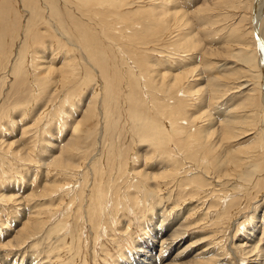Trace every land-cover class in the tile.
<instances>
[{"label": "rangeland", "instance_id": "obj_1", "mask_svg": "<svg viewBox=\"0 0 264 264\" xmlns=\"http://www.w3.org/2000/svg\"><path fill=\"white\" fill-rule=\"evenodd\" d=\"M255 1L74 0L73 2L65 0V3L62 4L56 0H48L50 3L48 5L52 7L49 16L51 18L53 15L56 16L53 17L54 24L59 27L60 24L63 26V28L60 27V32L65 38L61 39L62 35L57 38L56 45L58 47L55 45L56 40L50 37L54 36L50 24L43 22L47 15L44 9L36 6L34 23L28 24L24 18L21 19L25 13L15 9L14 0L0 1L2 9L0 11V31L4 35V41H2L4 54L9 52L12 54L17 48L18 41L28 37V33H32L33 37L38 36L28 57L29 61L26 63L28 65L30 63V66H34L35 63L38 69L32 71L35 74L33 75L25 66L21 82L18 80L20 83L6 78V88L4 84L2 88L7 96H11L10 100L26 99V97L29 99V90L33 89L35 83L40 90L43 89L44 86H40V77L39 79L35 77L50 62V66L56 68V75L52 76V80L64 83L58 91L56 88L51 90L52 86L45 87L48 91L51 90L48 99L50 108H60L62 115L60 113L59 115L67 122L63 130H60L59 134L57 133V141L55 139L53 142L59 143V148L66 146L73 125L88 116L86 108L89 102L95 100V106L97 104L94 115L97 114L98 122L93 115L91 123L88 122L86 125V129L92 136L80 140L78 150L73 152V157L71 156V160L81 166V169L79 167V170L69 171L70 179L68 175L66 178L62 176L56 178H59L58 181L61 180L69 184L65 189L74 190L77 188L76 191H78L79 182L72 181L71 176L80 178V175L85 173L91 179V174L94 173L93 168L96 166L104 176L106 175V180L109 179L112 182L105 207L108 211L104 209L105 217L101 216V223L95 229L97 233L95 230H89V224L86 223V231L81 234L77 231L78 226L73 225L72 220L74 210L77 211L79 204H68L69 201L66 200L67 197H72L74 192L68 193L67 197L64 194H57V198L54 196L56 199L51 197L47 201L32 197L42 193L41 188L45 179L53 180L54 172H50L51 168L48 166L43 168L39 163L44 164L46 162L44 160L59 154V149L54 151L52 156L48 154V151L53 149L47 142L55 132L48 130L47 134L41 132V135H38L39 140L33 138L36 127L42 126L41 124L37 125V122L33 124V119L37 120V116L33 118L29 114L30 112L16 128L12 122L8 123L7 120L2 119V122L6 123L5 125L0 123V140L5 141L6 139L5 143L9 146L11 143V148L14 150L26 149L31 162L24 163L14 157L10 158L9 155L3 157V154H0L2 155L0 156V196H9L12 193L11 195L22 201V204H18L17 207L14 202L7 203L0 200V264H136L135 259L139 257V251L149 248H154L152 254L154 258L156 257L154 261H151V264H178V261H185L187 258L182 259L185 254L178 256V259H173L175 254L184 248L190 256L203 249L206 250L202 254V258L212 259V264H255L251 262L255 258L264 262V238H262L264 237L262 234L264 228V104L262 99L264 74L257 65V41L252 27ZM32 2H36V0H32ZM68 2L76 6L80 4L75 7V13L69 10L70 3ZM82 5L90 10V15L85 14ZM258 16L260 29L258 28L257 31L260 36L263 35V40L264 0H262V9ZM88 17L89 22H85L83 19ZM64 18L69 19L66 21ZM56 19L59 20L56 21ZM179 19H182L187 25L183 23L181 25ZM74 29L77 30L74 31ZM185 33L190 35L189 38L192 41L189 43L190 48H185L186 46L180 40V37H183ZM67 49L74 51H70V54L63 58ZM82 50L86 51L82 52ZM79 53L86 56L87 59ZM86 53L88 56L85 55ZM113 54L115 58L112 57ZM70 55H76L79 63L75 61L73 64L75 65L74 74L61 77L62 64L64 61L65 63L70 62ZM89 57L95 62H92ZM0 60V64H2L3 59ZM117 63H120V67ZM93 65L95 66L93 67ZM96 67H99L98 70ZM6 70L8 71L9 68L7 67ZM158 72L170 76L164 77V81L161 77H157ZM180 72L187 73L184 74L182 86L197 92L194 93L192 90L188 94H181L182 90L178 89L182 87L180 86L169 91L170 93L179 91L178 93L167 92L168 94L165 93L161 96V93L163 94L161 86L172 79L171 76L178 75ZM187 77L188 79H186ZM160 79L163 80L161 85ZM210 81L217 84V92L211 93L210 87H208L211 86ZM72 84L74 87H70ZM63 88H67L66 91H62ZM150 88L156 92L155 95H151ZM69 89L70 91H68ZM156 89L157 91H155ZM158 91L160 95L157 93ZM247 94H252V97L246 98ZM211 95H213L212 99ZM153 96H156L157 103L154 102ZM163 97L168 99L167 103L170 104V108H167L166 111L170 113L171 108H177L178 123L187 128V131L194 133L192 130L198 125L213 132V139L217 136L223 139L222 145L217 144V154L226 158L229 153L235 151L233 152L235 156L245 159L244 168L236 173V177L229 176L226 173L228 167H219L216 159L214 161L202 159V162L200 160L198 162L183 160L184 164L181 162L184 166L183 171L177 170L180 175L178 174V178L172 183H165L158 179L143 182L131 173L132 170L129 173L127 171L116 174V154L120 152L122 164H132V168H143L151 174H157L166 168V161L161 155L166 154L170 149L173 151L176 145H167L165 140L166 134L170 131L168 128L169 117L166 114L159 117L155 114L164 106L162 104ZM22 112L23 109L20 107L13 111L17 117L16 121L20 120L19 116ZM60 116L58 118L62 119ZM188 116H199V119L192 124ZM236 117L237 120H235L240 123L233 125L232 138H230V134L222 135L220 122ZM209 118L212 120V125L206 121V119L209 121ZM5 126L11 129L12 135L7 134ZM84 127L81 126L80 130ZM27 129L29 130L26 131ZM244 135L246 136L243 137ZM30 142L31 144H29ZM34 142L35 150H27L28 147L34 145ZM159 145L162 151L158 150L153 153L152 151ZM98 151L103 153L98 156ZM137 151L140 155L152 152V159L148 163L144 158L138 159ZM38 159L41 161L39 162ZM211 161L212 166H209L208 163ZM193 166L205 170V173L201 172L204 177L201 184L205 186L202 189L188 185V181H186L189 175L185 176L188 173L193 175L201 171V169L196 171ZM205 166L206 168H204ZM108 182L111 184L107 180ZM4 188L6 191L3 190ZM149 188L154 191H150ZM144 190L149 193L148 196L144 195L146 193ZM7 191L8 193H6ZM60 202L63 206L67 205L70 210L69 223L58 220L63 211H59L57 208ZM20 207L28 211L21 210ZM37 211L44 212L43 217L49 222L40 234L25 241L20 245L21 247H17V242L14 243L16 232L26 222V217L28 218ZM49 212L50 215H54L53 218ZM75 227L77 230L74 229ZM176 231L183 233L176 239L177 245L166 250L161 256L159 246L162 239ZM80 240L82 241L79 244ZM153 244L154 246H152ZM190 244L192 246H188ZM142 245L143 247H141ZM242 245L244 246L242 247ZM249 250H252V253L246 254Z\"/></svg>", "mask_w": 264, "mask_h": 264}, {"label": "bare ground", "instance_id": "obj_2", "mask_svg": "<svg viewBox=\"0 0 264 264\" xmlns=\"http://www.w3.org/2000/svg\"><path fill=\"white\" fill-rule=\"evenodd\" d=\"M1 1V0H0ZM11 1V0H10ZM68 1V0H67ZM71 1V0H69ZM74 2V0H72ZM56 2L58 3H65V0H56ZM9 3V2H8ZM13 3V2H12ZM70 3V2H68ZM6 4V3H5ZM14 4H15V9H17V11L21 12V13H25L24 14V17H21L25 19V21H28V24L29 23H34V17H35V12H36V6L37 7H41L42 9L45 10V13L47 14L46 15V18L45 20H43V22L45 23H48L50 24L51 26V30L53 31V35L54 36H50L52 39L56 40L55 41V45L57 43V38L62 35L61 39L64 40L65 36L60 32V27L62 26L60 24V27L58 25H55L54 23V18L53 17H56L53 15V17L51 18L49 15H50V11L52 9V7L48 4V0H36V2H32V0H14ZM13 4V5H14ZM71 4V5H70ZM68 6H69V10H71L72 12H74V10L76 9L75 7H78V5L80 6V4H77L76 5H72L73 3H70ZM11 5V4H10ZM9 5V6H10ZM8 6V7H9ZM49 6V7H48ZM61 6V4H60ZM4 7V5H3ZM7 7V8H8ZM57 7V6H56ZM59 7V6H58ZM82 7H84V12L85 14H88L90 15L91 12L89 9L85 8L84 5H82ZM67 8V7H65ZM64 8V9H65ZM6 9V8H4ZM11 9V8H10ZM59 9V8H58ZM262 9V0H256L255 1V5H254V23H252V27H253V31L255 32V38H256V41H257V51H258V62H257V65L259 66L260 69H262L261 71H263V74H264V39L262 40V36H260L259 32L257 31L258 28L260 26H258V14L260 13ZM2 9L0 8V11ZM8 10V9H7ZM60 10H62L60 8ZM65 11V10H64ZM8 12V11H6ZM59 12V10H58ZM61 12V11H60ZM16 13V12H15ZM39 13V12H38ZM54 13V12H53ZM63 13V12H61ZM60 13V14H61ZM75 13V12H74ZM8 14V13H7ZM14 14V13H13ZM44 14V12H43ZM64 15V14H63ZM23 16V15H21ZM12 17V16H11ZM41 17H43L41 15ZM63 17V16H62ZM36 18V17H35ZM65 19V18H64ZM69 19V18H68ZM67 19V20H68ZM89 17L86 18V19H83L85 22H89L88 21ZM59 20V19H58ZM56 19V21H58ZM66 20V19H65ZM66 20V21H67ZM40 21V19H39ZM64 21V20H63ZM65 21V23H66ZM178 21H180L181 25H187V23L183 22L182 19H179ZM210 21V20H208ZM42 22V21H40ZM60 22V21H59ZM58 22V24H59ZM183 23V24H182ZM24 24V23H23ZM27 24V25H28ZM57 24V23H56ZM14 25V24H12ZM64 25V23H63ZM180 25V26H181ZM190 25V24H188ZM211 25V24H210ZM264 25V24H263ZM24 26V25H23ZM25 26H26V23H25ZM31 26V25H29ZM46 26V25H45ZM65 26V25H64ZM68 26H70L68 24ZM135 26V25H134ZM40 27V26H38ZM72 27V26H71ZM11 28V27H10ZM27 28V27H26ZM63 28V26L61 27ZM66 28V27H65ZM9 29V28H8ZM33 29V28H32ZM50 29V28H49ZM260 29V28H259ZM66 30V29H65ZM71 30V29H70ZM77 30V29H76ZM74 29V31H76ZM7 32V30H5ZM5 31H3V33H5ZM30 32V30H29ZM50 33V32H49ZM78 33V32H76ZM182 33V32H181ZM189 33V32H188ZM188 33H185L183 37H180L182 43L184 44V46H186L185 48H190V44L192 41L191 39L189 38L190 35ZM6 34V33H5ZM35 34V33H34ZM71 34V33H69ZM27 35H29L28 37H25L24 40H19L18 43H17V48L14 49V52L11 54L9 51V53L7 54H4L3 52V43L2 41L3 40V34L2 32L0 31V59H3V62L2 64H0V123L2 122V119L3 120H7L8 123L12 122L13 125L16 126L19 125V123H21V121H23L24 119H26V114H29L34 118L37 116V120L33 119V124H36L37 122V125L38 124H41L42 127H36V131L34 132L33 134V138H35L36 140H39L38 139V135H41L40 133L42 132V134H47L48 130L50 132H55L54 134L51 135V137H49L50 141H48L47 143L52 147L53 150L51 151H48V154H50V156H52L54 154V151L58 150L59 151V154L55 157H51V159H48V160H44L46 161L44 164H41V160H39V164L41 165V167H49L51 169L50 172H54V177H53V180L51 181H48V180H44L43 184H42V193L39 194V195H33L32 197H36L38 198V200H44L47 199L49 200V198L53 197L55 198L54 196H56L57 194H64L66 197L68 195V193L70 192H74V195L72 197H67L68 199H66L67 201H69L68 204H74V203H78L79 204V208L77 209V211L74 210V214L72 215V220H73V225L74 226H78L77 229L76 227L74 229H76L77 231H79L81 234L86 231V223L89 224V230H95L97 227H99L100 225V220H101V216L102 217H105V207H106V204H107V197H108V190L109 188L111 187L112 185V182L111 180L107 179L108 181L111 182V184L108 182L107 183V180L104 176V174H102L101 171L98 170V167L94 166L93 168V171L94 173L91 174L92 177L91 179H89L88 177V174H83V175H80V178H74L73 176H71L72 178V181H74L75 183H78L79 182V187H78V191H76V189H68L67 188L65 189V187H67L69 184H67L66 182L64 181H58L59 178L57 179L56 177L59 176V177H63V178H66V175H68V178L70 179L69 175H70V172L71 170H75V169H78L79 170V167L81 169V166L75 164L72 160H71V156L73 154V152H75L76 150H78V146L79 144L81 143L80 140L84 139V138H87L88 136H92V134L90 133V131L88 129H86V125L88 122L91 123L92 119H93V115H94V111L97 109L96 106H95V100H92L91 102H89V105L87 106L86 108V112H88V116H85L83 117L82 121L81 122H77L75 125H73V127L71 128V133H70V137L66 143V146H64L63 148H59L58 145H60L59 143H53L55 142V139L57 141L58 137H57V133L59 134L60 133V130H63V128L66 126L67 122L63 120V118L59 115V113L61 114V109L60 108H50L49 106V103H48V99L50 97V92L51 90L55 89L58 91V89L60 87L63 86L64 83L58 81V80H52V76L53 75H56V68L54 69V66L51 67L50 66V62L47 63V65L43 68L42 71H40V74H38L35 78L39 79L40 77V86H44L43 89L40 90L39 86L35 83V85H33V89L29 90V99L26 97V99H22V98H17L16 100H10V97L11 96H7L6 93L3 92V84L4 86L6 85V78H11V81H17L18 80L21 82V75H22V71H24V67L27 66L29 68V73H31L33 70H37V64L34 63V66H30L31 64L27 63L28 60V57L30 56V53H31V50L34 48L33 46L35 45V40L38 39V36L35 35L34 37L32 36V33H28ZM51 35V34H50ZM75 35V34H74ZM80 35V34H79ZM78 35V36H79ZM231 35V34H229ZM40 36V35H39ZM20 37V36H19ZM76 37V36H75ZM21 38V37H20ZM67 38V37H66ZM74 38V37H73ZM60 39V38H59ZM70 39V38H69ZM78 39V37H77ZM50 40V39H49ZM48 40V41H49ZM72 40V39H71ZM80 42V40H78ZM77 42V41H76ZM52 43V42H51ZM50 43V44H51ZM61 43V42H60ZM81 43V42H80ZM45 44V42H44ZM82 44V43H81ZM85 44V43H84ZM11 45V44H10ZM79 45V44H78ZM57 46V45H56ZM55 46V47H56ZM67 46V45H66ZM82 46V45H81ZM84 46V45H83ZM33 47V48H32ZM46 47V46H45ZM52 47V46H51ZM58 47V46H57ZM63 47V46H62ZM47 48V47H46ZM45 48V49H46ZM69 48V47H68ZM85 48V47H84ZM83 48V49H84ZM38 49V48H37ZM44 49V48H43ZM42 49V50H43ZM48 49V48H47ZM55 49V48H54ZM72 49V48H71ZM74 49V48H73ZM53 50V49H52ZM51 50V52H52ZM58 50V49H57ZM56 50V52H57ZM60 50V48H59ZM58 50V52H59ZM68 50V49H67ZM81 50V49H80ZM191 50V49H190ZM47 51V50H45ZM49 51V50H48ZM70 51H74V50H68L65 54V56H63V58H66L68 55L67 54H70L69 52ZM86 51V50H85ZM82 50V52H85ZM42 52V51H41ZM55 53V51H53ZM63 52V51H62ZM76 52V51H75ZM81 52V53H82ZM50 53V51H49ZM53 53V54H54ZM72 53V52H71ZM61 54V52H60ZM64 54V52H63ZM80 54V53H79ZM56 55V54H54ZM62 55V54H61ZM77 55V53H76ZM76 55H73L70 59V62H67L65 63V61L63 62L62 64V71H61V77H63L64 75H72L74 74V69H75V65H73L76 61V63H79L77 62V57ZM82 55V54H80ZM87 55V53L85 54ZM84 56V55H82ZM88 56V55H87ZM57 57V56H56ZM55 57V59H56ZM69 57V58H70ZM79 57V56H78ZM86 56H84L85 58ZM112 57L115 58V55L113 54ZM12 58H15V59H12ZM35 58V57H34ZM41 58H44L43 56H41ZM54 58V57H53ZM33 59V58H31ZM87 59V57H86ZM89 59L92 61V62H95L91 57H89ZM66 60V59H65ZM13 61H16V62H13ZM83 60L81 59V62ZM90 61V62H91ZM1 62V60H0ZM32 62V61H31ZM55 62V61H54ZM89 62V61H88ZM89 62V63H90ZM245 62V61H244ZM85 64V63H84ZM95 64V63H94ZM113 64V63H111ZM118 64V63H117ZM10 65V67H9ZM41 65V64H40ZM39 65V66H40ZM89 65V64H88ZM99 65V64H98ZM92 66V64H91ZM95 65H93L94 67ZM113 66V65H112ZM118 66L120 67V63L118 64ZM9 68V70L7 71L6 68ZM26 67V68H27ZM89 67V66H88ZM99 68V67H96V69ZM101 68V67H100ZM258 68V69H259ZM26 70V69H25ZM98 70V69H97ZM101 70V69H100ZM186 72H180L178 75H174V76H171L172 79L168 80L166 83H164L162 86H161V90L163 92V94L161 93V96L165 95V93H170L169 91L171 89H174V88H177V87H180L182 86V81L184 80L183 78L184 77V74ZM190 73V72H189ZM33 74V72H32ZM187 74V73H186ZM31 75V74H30ZM35 75V74H33ZM167 76H170V75H166V73H160L158 72L157 73V77H161L162 79L165 77V78H168ZM183 76V77H181ZM186 76V75H185ZM150 77V76H148ZM34 79V78H33ZM142 79H146V78H142ZM158 79V78H156ZM188 79V77L186 78ZM35 80V79H34ZM152 80V79H150ZM164 80V79H163ZM163 80L161 81L160 79V85L161 83L163 82ZM198 80V79H196ZM127 81V80H126ZM125 81V82H126ZM155 81V80H153ZM165 81V80H164ZM188 81V80H187ZM18 82V83H20ZM34 82V81H33ZM149 82V81H148ZM190 82V81H188ZM196 82V81H194ZM198 82V81H197ZM16 84V83H15ZM34 84V83H33ZM146 84V83H145ZM155 84V83H154ZM185 84V83H184ZM128 85V84H127ZM130 85V84H129ZM147 85V84H146ZM196 85V84H195ZM210 85L211 86H208L210 87V91L211 93H215L217 92L218 90H216V87H217V84L215 82H212L210 81ZM46 86H52V88H50L51 90H47L45 87ZM148 86V85H147ZM150 86V85H149ZM184 86V85H183ZM180 87L178 89H180L179 91H181V94L183 93H190L192 90L191 89H188V88H185L184 87ZM10 87V86H9ZM70 87H74L73 84L72 86ZM146 87V86H145ZM264 87V86H263ZM6 88V86H5ZM49 88V87H48ZM126 88V87H125ZM155 88H158V87H155ZM67 88H63L61 89L62 91H66ZM152 88H150L151 90ZM149 90V89H148ZM185 90V91H184ZM61 91V92H62ZM70 91V89L68 90ZM157 91V89L155 90ZM177 91V90H176ZM178 91V92H179ZM43 92V93H42ZM60 92V93H61ZM173 93H178V92H175V91H172ZM171 92V93H172ZM193 92H197L195 90H193ZM53 93V92H51ZM133 93V92H132ZM156 92L152 91L151 90V95H155ZM159 93V91L157 92ZM167 93V94H168ZM170 93V94H171ZM5 94V95H4ZM66 94V92H65ZM150 95V96H151ZM160 95V93H159ZM191 95V94H190ZM55 96V95H53ZM60 96V95H58ZM57 96V97H58ZM62 96V95H61ZM173 96V95H172ZM246 96V95H245ZM5 97V98H4ZM68 97V96H67ZM71 97V96H70ZM158 97V96H157ZM166 97V96H164ZM163 97V105L165 106H161V104H159L162 109H160L159 111H157V113H155L158 117L161 116V115H164L166 114L167 117H169V120H168V128H169V132L166 137V143L167 145H172L174 144L173 146H175V149L173 151L168 150L166 152V154H162L161 157L163 159H165L164 161H166V168H163L164 170L161 171V172H158L157 174H151V172H148L146 171L145 169H136V168H132V164L129 165V163L127 164H122V160L120 159L121 158V152L120 153H117L116 154V159H117V163H116V174H121V172H127L129 173V171L132 170V174L137 176V178H140L143 182H147L148 180L150 181L151 179H158V180H161L163 182H171L174 181L175 179L178 178V176L180 175L179 172H177V170H181V172L183 171V160H191L192 162H198L199 160L202 162V159H211L212 161H214V159H216L217 161V164L219 167L221 166H225V167H228V172H226L229 176H235L236 173L243 169L244 168V165H245V159L242 158V157H237L235 156V151H232V153H229L227 155L226 158H223L222 155L220 154H217V144L218 145H222V138L219 136H217L215 139H213L212 137L213 136V132L209 131V130H206L204 129L203 127L201 126H195L196 128H194V133H191V131L189 132V130L187 131V128L185 127H182L181 126V123H178L179 121V118L178 116L176 115L177 112V108H171L170 109V113L167 112V108H170V104L167 103L168 99H164ZM168 97V96H167ZM174 97V96H173ZM188 97V96H187ZM213 95H211V99H212ZM249 97H252V94H247L246 98H249ZM262 99H263V104H264V88H263V95H262ZM7 98V99H6ZM55 98V97H54ZM66 98V97H65ZM152 98V97H151ZM170 99V98H169ZM175 99V98H174ZM210 99V100H211ZM253 100V98H251ZM55 100V99H54ZM66 100V99H65ZM153 100L154 102H156V96H153ZM164 100H166L164 102ZM179 101V100H178ZM56 102V101H55ZM63 102H65L63 100ZM62 102V103H63ZM97 102V101H96ZM99 102V101H98ZM158 102V101H157ZM156 102V103H157ZM182 102V101H181ZM101 103V102H100ZM105 103V102H104ZM161 103V102H160ZM53 104V103H52ZM55 104V103H54ZM61 105V103H59ZM64 104V103H63ZM183 104V103H182ZM58 105V103H57ZM7 106V107H6ZM101 106V105H100ZM174 106V105H173ZM22 108L23 109V112L21 113V115L19 117L20 120L19 121H16L15 118V115L16 114H13V111L16 110L17 108ZM54 107V106H53ZM7 108V111H5V109ZM179 109V108H178ZM234 109V107H233ZM18 111V110H17ZM21 111V110H20ZM98 111V110H97ZM19 112V111H18ZM96 112V111H95ZM198 112V111H197ZM20 114V113H19ZM100 114V113H99ZM62 115V114H61ZM180 115V114H179ZM58 116H60V118L62 119H59ZM97 116V114H96ZM96 116L94 115V118H96ZM100 116V115H99ZM165 116V115H164ZM29 117V116H28ZM208 118V117H207ZM165 119V118H164ZM168 119V118H167ZM181 119V117H180ZM188 119H190V121L192 122V124L194 123V121L198 120L199 119V116L198 117H191V116H188ZM237 120V117L236 118H230V119H226V120H222L220 122V125H222L220 127V133L222 135H227V134H230V138H232V134H234V132H232V127L233 125L235 124H239L240 122L239 121H236ZM91 120V121H90ZM163 120V119H162ZM184 121H186L185 119H183ZM96 121V120H95ZM189 121V120H188ZM189 121V122H190ZM206 121L208 122V124L212 125V120L209 118V121L208 119H206ZM94 122V120H93ZM97 122H98V119H97ZM6 122H2L3 125H5ZM32 124V125H33ZM85 127H84V125ZM100 124V123H99ZM191 124V125H192ZM207 124V125H208ZM2 125V126H3ZM188 125V124H187ZM195 125V124H194ZM206 125V124H205ZM248 126V123L246 124ZM8 126V125H7ZM5 126V131L8 132L7 134L8 135H12L11 133V129L9 127ZM84 127L82 130H80L81 128L80 127ZM185 126V125H184ZM190 126V125H189ZM13 127V126H12ZM97 127V126H96ZM99 127V126H98ZM2 128V127H1ZM34 128V126H33ZM111 128V127H110ZM239 129V127H237ZM4 129V128H3ZM30 130L32 128H29ZM29 129H27L26 131H28ZM98 129V128H97ZM107 129V128H106ZM113 129V128H112ZM186 129V130H185ZM93 130V129H92ZM96 130V129H95ZM94 130V132H95ZM166 132V131H165ZM109 133V132H108ZM246 133V132H245ZM94 134V133H93ZM96 135V134H95ZM242 135V134H241ZM104 136V135H103ZM246 135H244L243 137H245ZM4 137V136H3ZM41 137V136H40ZM137 137V136H136ZM1 138V137H0ZM6 138V137H5ZM89 138V137H88ZM87 138V139H88ZM92 138V137H90ZM157 138V137H156ZM42 139V137H41ZM35 140V141H36ZM157 140V139H156ZM155 140V141H156ZM91 141V140H90ZM6 142V139L5 141H1L0 140V154H3V157L5 155H9L10 158L11 157H14L16 158L17 160H21V162H31V159L30 157L28 156V152L26 151V149H20V150H14L11 148V143H10V146L5 143ZM32 142V141H31ZM31 142L29 144H31ZM42 142V141H41ZM59 142V141H58ZM86 142V141H85ZM152 142V141H151ZM39 144V142H36ZM105 143V142H104ZM103 143V144H104ZM159 143V142H158ZM165 143V144H166ZM90 144V143H89ZM156 144V143H155ZM161 144V143H159ZM41 145V143L39 144ZM93 145V144H92ZM154 145V144H153ZM38 146V145H37ZM49 146V147H50ZM57 146V147H56ZM86 146V145H85ZM96 146V145H95ZM100 146V145H99ZM169 146V147H170ZM172 146V147H173ZM35 142H34V145H32V147H28L27 150H35ZM50 147V148H51ZM83 147V146H82ZM92 147V146H91ZM103 147V146H102ZM156 147V146H154ZM158 148H155L152 152L154 153L155 151H162V148H160L161 146H157ZM163 147V146H162ZM96 149V148H95ZM173 149V148H172ZM81 150V149H80ZM101 150V148H100ZM45 151V150H44ZM37 152V150H36ZM51 152V153H50ZM151 152V153H152ZM99 153V151H98ZM103 153V152H102ZM102 153H99L98 156H100V154ZM139 151L136 152V155H137V158L138 159H142L144 158L145 159V162H149L151 159H152V154L151 153H143V154H138ZM159 153V152H158ZM32 154V153H31ZM78 154V153H76ZM75 154V155H76ZM97 155V154H96ZM2 156V155H0ZM41 156V155H40ZM103 156V155H102ZM73 157V156H72ZM155 157H156V154H155ZM158 157V156H157ZM213 157V158H212ZM8 158V157H7ZM9 158V159H10ZM99 158V157H98ZM2 159V158H1ZM6 159V158H4ZM44 159V158H43ZM102 159V157H101ZM136 159V160H138ZM11 160V159H10ZM96 160V159H95ZM94 160V161H95ZM5 161V160H4ZM3 161V162H4ZM7 161V160H6ZM5 161V162H6ZM212 161L208 163L209 166H212ZM9 162V161H8ZM183 164H182V163ZM38 163V162H36ZM35 163V164H36ZM93 163V162H92ZM131 163H132V160H131ZM162 163V161H161ZM169 164V166H168ZM19 165V164H18ZM37 165V164H36ZM165 165V164H164ZM163 165V167H164ZM38 166V165H37ZM207 166V165H206ZM206 166L204 168H206ZM28 167V166H27ZM39 167V166H38ZM194 167V166H193ZM217 167V165H216ZM18 168V167H17ZM87 168H89L87 166ZM197 171V169L200 171L198 172V174L194 173L193 175L191 174H187L185 177H189L186 178V181H188V185H193L195 188L197 189H202V187H205V186H202V182H203V179L204 177H202V173L201 172H204L205 173V170L202 169V168H199V167H194ZM148 169V168H146ZM151 169V167H150ZM156 169V168H155ZM190 169V168H189ZM87 170V169H86ZM153 170V168L151 169ZM40 171V169H39ZM88 171V170H87ZM85 171V172H87ZM157 171V170H156ZM195 171V170H194ZM247 172V171H245ZM244 172V174H245ZM80 173V172H79ZM90 173V172H88ZM186 173V172H185ZM107 174V173H106ZM179 174V175H178ZM227 175V176H228ZM237 176V175H236ZM235 176V177H236ZM83 177V178H82ZM97 178V179H96ZM110 178V177H109ZM123 178V177H122ZM135 177V179H137ZM184 178V177H183ZM8 181V180H7ZM135 181V180H134ZM177 181V180H176ZM3 182V181H2ZM139 182V181H138ZM75 183H72V184H75ZM174 183V182H173ZM151 185V184H150ZM165 185V184H164ZM137 186V185H135ZM134 186V187H135ZM151 187V186H150ZM8 188V187H7ZM170 188V187H169ZM172 188V186H171ZM194 188V190H196ZM148 189V188H147ZM5 190V188L3 189ZM113 190V189H112ZM150 190V188H149ZM154 191V189H151ZM150 190V191H151ZM170 190V189H169ZM6 191V190H5ZM13 191V190H12ZM149 191V192H150ZM171 191V190H170ZM169 191V192H170ZM10 192V191H9ZM144 192H146L144 190ZM168 192V191H167ZM198 192V191H197ZM200 192V191H199ZM8 193V191L6 192ZM14 193V192H13ZM86 193V196H84V194ZM143 193V192H142ZM171 193V192H170ZM12 193H10L9 196H0L1 199L0 200H4L6 201L7 203L9 202H14V205L17 204V207H18V204H22V201L21 200H18V197L16 198V196H13L11 195ZM123 194V193H122ZM128 194V193H127ZM149 195V193H144V195ZM1 195V194H0ZM130 195V194H129ZM142 195V194H141ZM145 195V196H146ZM158 195V194H157ZM58 196V195H57ZM56 196V198H57ZM158 197V196H157ZM55 198V199H56ZM65 198V197H64ZM126 198V197H125ZM145 198V197H143ZM154 198V197H153ZM61 199V198H59ZM65 200V201H66ZM145 200V199H144ZM63 201V200H62ZM63 201V202H65ZM135 201V200H134ZM157 201V200H156ZM177 201V200H176ZM53 202V201H51ZM62 202V203H63ZM142 202V201H141ZM148 202V201H147ZM136 203V202H135ZM174 203V202H173ZM202 203V202H201ZM67 204V202H66ZM141 204V203H140ZM144 204V202H143ZM147 204V203H146ZM155 204V203H154ZM153 204V205H154ZM159 204V203H158ZM157 204V205H158ZM53 205V204H52ZM71 205V206H72ZM83 205V206H82ZM135 205V204H134ZM202 205V204H201ZM200 205V206H201ZM138 206V204L136 205V207ZM16 207V206H14ZM21 208V207H20ZM19 208V209H20ZM55 208V207H54ZM57 208L59 211H62V213H60V216H59V221H67L71 218V214H70V210L68 208L67 205L63 206L60 202V204L57 205ZM124 208V207H123ZM140 208V206H139ZM143 208V207H142ZM18 209V208H17ZM23 208H21L22 210ZM50 209V208H49ZM48 209V210H49ZM72 209V208H71ZM158 209V208H157ZM20 210V211H21ZM23 210H27V209H23ZM45 210V209H43ZM56 210V211H58ZM106 210V209H105ZM134 210V209H133ZM140 210V209H139ZM186 210V209H185ZM9 211V210H8ZM28 211V210H27ZM65 211V212H64ZM108 211V210H106ZM13 212V211H12ZM17 212V211H16ZM79 212H80V216H79ZM44 212L42 211H37L35 212L34 214H29L30 216H28V218L26 217V222H24L22 224V227L20 228L19 231L16 232V235H15V241L14 243L17 242L16 246L17 247H21L20 245L24 244L25 241H29L31 240L33 237H35L37 234H40V232H42L44 230V228L46 227L47 223L49 221H47V219H45L43 216ZM163 213V212H162ZM11 214V213H10ZM9 214V215H10ZM48 214V212H47ZM51 214H54V213H51ZM15 215V213H14ZM49 215H50V212H49ZM136 215V214H135ZM27 216V215H26ZM52 218L54 217V215H50ZM49 216V217H50ZM158 216V215H157ZM48 217V216H47ZM122 217V216H121ZM133 217V216H132ZM162 217V216H161ZM16 218V217H15ZM79 220H78V219ZM163 218V217H162ZM49 219V218H48ZM76 219V220H75ZM105 219V218H104ZM121 219V218H120ZM165 220V219H164ZM12 221V219H11ZM58 221V223H60ZM107 221V220H106ZM110 221V220H109ZM175 221V220H173ZM61 222V223H62ZM104 222V220H103ZM108 222V221H107ZM152 222V221H151ZM1 223V221H0ZM4 223V222H3ZM65 223V222H64ZM69 223V222H68ZM71 223V222H70ZM117 223V222H116ZM67 224V223H66ZM72 224V223H71ZM107 225V223H105ZM103 224V225H105ZM6 225V224H5ZM61 225V224H60ZM102 225V224H101ZM151 225V223H150ZM154 225V224H153ZM11 226V225H10ZM58 226V225H57ZM63 226V225H61ZM108 226V225H107ZM105 226V227H107ZM101 227V226H100ZM111 228V226H108ZM107 227V228H108ZM264 227V225H263ZM57 228V227H55ZM64 228V227H63ZM62 228V229H63ZM154 228V227H153ZM74 229H73V233H74ZM100 229V228H99ZM106 229V228H105ZM104 229V230H105ZM152 229V228H151ZM157 229V228H156ZM58 230V229H57ZM67 230V229H66ZM177 230V229H176ZM90 231V233H91ZM159 231V230H158ZM96 232V230H95ZM105 232V231H104ZM163 232V231H162ZM174 232V231H173ZM172 232V233H173ZM262 234H264V228L262 229ZM88 233V232H87ZM93 233V232H92ZM97 233V232H96ZM121 233H123L121 231ZM59 234V233H58ZM71 234V233H70ZM77 234V233H76ZM79 234V233H78ZM95 234V233H94ZM124 234V233H123ZM159 234V233H158ZM183 233L179 232V231H176L175 233L171 234L170 236H167V238H164L162 239L161 241V244L159 246V254L162 256L164 252H166V250L174 247L175 245H177V241L176 239H178L180 237V235H182ZM64 235V234H63ZM72 235V234H71ZM84 235V234H83ZM100 236L102 234H99ZM80 236V234H79ZM57 237V236H56ZM77 237V236H76ZM84 237V236H83ZM157 237V236H156ZM61 238V237H60ZM59 238V239H60ZM74 238V237H73ZM93 238V237H92ZM99 238V236H98ZM102 238V237H101ZM100 238V239H101ZM264 238V237H262ZM84 239V238H83ZM95 239V237H94ZM73 240V239H72ZM76 240V238H75ZM88 240V239H87ZM86 240V242H87ZM96 240V239H95ZM114 240V239H113ZM150 240V239H149ZM147 240V241H149ZM82 240L79 241V244ZM112 241V240H111ZM63 242V241H62ZM73 242V241H72ZM75 243V242H74ZM195 243V242H194ZM78 244V247L80 246ZM149 245V244H148ZM147 246V245H146ZM154 246V244L152 245ZM188 246H192L191 244L188 245ZM244 245H242L243 247ZM257 246V245H256ZM74 247V246H73ZM143 247V245L141 246ZM240 247V246H239ZM255 248V246H253ZM144 248H146L144 246ZM241 248V247H240ZM258 248V247H257ZM147 249V248H146ZM253 249V248H251ZM186 248H184L183 250L177 252L174 256L173 259L177 258L178 259V256H181V254H185L183 255V258H187L185 261H178V264H185V263H188V264H212V259H209V258H202V254L206 252V250H201V252H196L195 254H192L190 256L189 253H186L185 252ZM139 251V250H138ZM154 251V248H149L148 250H140L139 251V257H137L135 259V263L136 264H151V261H154L155 258H154V255L152 254ZM76 252V251H75ZM74 252V253H75ZM263 252V251H262ZM138 253V252H137ZM247 253H252V250H249L246 252ZM255 253H256V250H255ZM136 254V253H135ZM137 255V254H136ZM206 255V254H204ZM260 255H263V254H260ZM134 256V255H133ZM217 256V255H216ZM215 256V257H216ZM181 259V260H182ZM262 259V258H261ZM245 261V260H244ZM133 262H134V259H133ZM226 262V261H225ZM251 262L255 263V264H264V262H261L259 260H257L256 258L254 260H252ZM131 264H134V263H131ZM153 264V263H152ZM176 264V263H175Z\"/></svg>", "mask_w": 264, "mask_h": 264}]
</instances>
